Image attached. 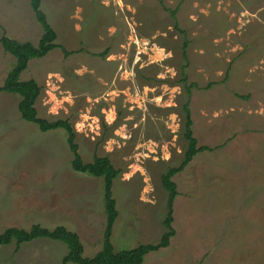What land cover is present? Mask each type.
Listing matches in <instances>:
<instances>
[{
    "label": "rangeland",
    "instance_id": "374dc122",
    "mask_svg": "<svg viewBox=\"0 0 264 264\" xmlns=\"http://www.w3.org/2000/svg\"><path fill=\"white\" fill-rule=\"evenodd\" d=\"M40 7L55 43L71 54L56 48L29 61L20 80L41 88L39 118L71 124L84 163L106 156L120 170L114 250L155 244L165 232L161 177L183 161L188 103L197 146L210 151L173 178L175 235L142 264H264V0H41ZM166 9H177L174 19ZM3 35L37 44L42 29L30 0H0ZM14 64L0 44V87ZM18 102L0 92V233L62 226L93 257L106 224L103 179L74 172L66 132H40L22 120ZM66 253L59 241L36 239L0 247V264H61Z\"/></svg>",
    "mask_w": 264,
    "mask_h": 264
},
{
    "label": "trees",
    "instance_id": "16d2710c",
    "mask_svg": "<svg viewBox=\"0 0 264 264\" xmlns=\"http://www.w3.org/2000/svg\"><path fill=\"white\" fill-rule=\"evenodd\" d=\"M159 2H161V0H159ZM40 4L41 0H30L31 10L35 20L42 29V35L36 45L31 42H19L5 35L0 38V44L3 50L15 59V64L8 72L3 85L0 87V92L17 95L19 97L18 112L22 120L35 125L40 132L46 133L58 129H62L66 132L69 151L73 157L71 160L72 170L76 173L87 174L92 177L103 179V202L106 224L103 233L102 248L90 258L83 256L84 250L79 236L62 226L47 229L36 224L31 226L29 230L8 228L0 233V247L9 246L14 243L15 249L18 250L19 247L25 243H29L36 239H47L59 241L67 246V253L62 258L61 264H142L144 257L148 253L167 248L170 239L175 235V231L172 227L173 203L178 193L173 178L183 171L195 155L203 151H210V148L206 146H197V140L192 133L190 110L188 108V103H186L184 105L183 137L187 141V149L184 153L183 161L178 167L168 169L161 177V185L168 195L166 204L167 212L163 221L165 232L155 244H141L132 249L115 251L110 238L118 212L116 210V202L112 197V186L114 180L120 174V170L115 169L106 156H95L91 163H84L78 154V146L75 142V131L71 124L66 120L48 121L39 118L35 109V103L40 95L41 88L32 79L20 80V75L27 69L29 61L44 58L45 55L56 48H61L65 56L71 54L55 43L57 35L48 23L46 15L41 10ZM166 10L174 19L177 9ZM174 27L185 35V32L178 28L176 21L174 22ZM187 45L188 43L185 38L182 50L184 59L187 58ZM100 55L102 56L104 53ZM178 82L185 85L186 91L189 93V89L193 84L187 85L185 73L182 72Z\"/></svg>",
    "mask_w": 264,
    "mask_h": 264
}]
</instances>
